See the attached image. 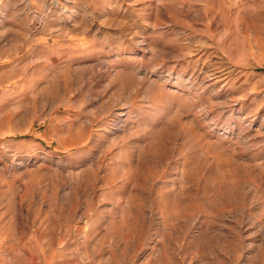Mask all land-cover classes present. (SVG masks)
Listing matches in <instances>:
<instances>
[{
	"label": "rangeland",
	"instance_id": "rangeland-1",
	"mask_svg": "<svg viewBox=\"0 0 264 264\" xmlns=\"http://www.w3.org/2000/svg\"><path fill=\"white\" fill-rule=\"evenodd\" d=\"M0 264H264V0H0Z\"/></svg>",
	"mask_w": 264,
	"mask_h": 264
}]
</instances>
